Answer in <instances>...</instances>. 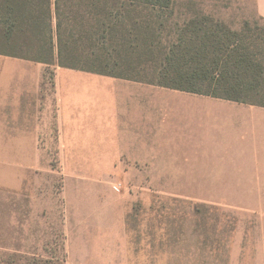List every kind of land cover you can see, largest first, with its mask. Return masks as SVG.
Here are the masks:
<instances>
[{
    "label": "rangeland",
    "instance_id": "obj_1",
    "mask_svg": "<svg viewBox=\"0 0 264 264\" xmlns=\"http://www.w3.org/2000/svg\"><path fill=\"white\" fill-rule=\"evenodd\" d=\"M194 1L234 28L258 19L255 0ZM54 126L0 140V264H243L240 246L264 234V195L176 194L207 189L142 164L72 161ZM14 186L27 188L25 243L2 201Z\"/></svg>",
    "mask_w": 264,
    "mask_h": 264
},
{
    "label": "crops",
    "instance_id": "obj_2",
    "mask_svg": "<svg viewBox=\"0 0 264 264\" xmlns=\"http://www.w3.org/2000/svg\"><path fill=\"white\" fill-rule=\"evenodd\" d=\"M255 1L264 20V0ZM44 67L0 56V140L51 123L72 161L142 164L207 189L176 194L264 195V107L58 66H49L48 88ZM2 197L7 226H17L25 243L27 188L10 187ZM247 239L242 263L264 264V234Z\"/></svg>",
    "mask_w": 264,
    "mask_h": 264
},
{
    "label": "trees",
    "instance_id": "obj_3",
    "mask_svg": "<svg viewBox=\"0 0 264 264\" xmlns=\"http://www.w3.org/2000/svg\"><path fill=\"white\" fill-rule=\"evenodd\" d=\"M198 6L0 0V56L264 107V20L234 28Z\"/></svg>",
    "mask_w": 264,
    "mask_h": 264
}]
</instances>
